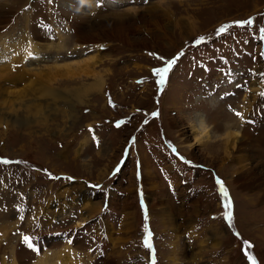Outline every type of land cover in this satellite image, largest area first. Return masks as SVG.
Masks as SVG:
<instances>
[{
	"label": "rangeland",
	"instance_id": "obj_1",
	"mask_svg": "<svg viewBox=\"0 0 264 264\" xmlns=\"http://www.w3.org/2000/svg\"><path fill=\"white\" fill-rule=\"evenodd\" d=\"M0 264H264V0H0Z\"/></svg>",
	"mask_w": 264,
	"mask_h": 264
},
{
	"label": "bare ground",
	"instance_id": "obj_2",
	"mask_svg": "<svg viewBox=\"0 0 264 264\" xmlns=\"http://www.w3.org/2000/svg\"><path fill=\"white\" fill-rule=\"evenodd\" d=\"M90 6H92L93 8H96L95 6V1L94 2H90V4H89ZM27 50H30V48L28 47L27 48ZM33 52V51H32ZM28 53V52H27ZM27 53H26V55L25 56H27ZM35 53V52H34ZM3 55V54H2ZM29 57V56H28ZM33 58H34V56H32ZM12 59V58H11ZM13 61H14V59H12ZM34 60V59H33ZM10 61V60H9ZM12 61V62H13ZM28 61H30V60H28ZM12 62H10V66H9V68H8V70H9V73L6 75V78L9 80V81H12V79L15 77V76H17L16 75V70L14 71V69H13V67L11 68V66L13 65V63ZM29 63V62H28ZM71 63H73V62H71ZM31 66V65H30ZM70 66H72V65H70ZM27 67V66H26ZM60 67V66H59ZM62 67V66H61ZM58 68V67H57ZM53 69H54V67H53ZM72 69V68H71ZM36 70L37 69H34V70H32V68L31 69H29V70H26V71H24L23 72V77L24 78H27V77H29V76H31V75H33L35 72H36ZM38 71V73H35V74H37V76H42L41 75V73L42 72H39V70H37ZM53 71V70H52ZM73 70H71V72H72ZM20 72H22V71H20ZM44 75V74H43ZM18 76H19V74H18ZM17 76V77H18ZM22 76V75H21ZM19 78H21V77H19ZM14 80V79H13ZM14 82V81H13ZM12 82V83H13ZM200 126L202 127L203 126V123L201 122L200 123ZM202 131H204V129L202 130ZM102 204H103V201H102Z\"/></svg>",
	"mask_w": 264,
	"mask_h": 264
}]
</instances>
